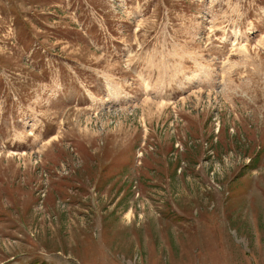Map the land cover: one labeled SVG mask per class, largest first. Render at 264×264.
I'll list each match as a JSON object with an SVG mask.
<instances>
[{"label":"rangeland","instance_id":"374dc122","mask_svg":"<svg viewBox=\"0 0 264 264\" xmlns=\"http://www.w3.org/2000/svg\"><path fill=\"white\" fill-rule=\"evenodd\" d=\"M0 175V264H264V0H0Z\"/></svg>","mask_w":264,"mask_h":264},{"label":"trees","instance_id":"16d2710c","mask_svg":"<svg viewBox=\"0 0 264 264\" xmlns=\"http://www.w3.org/2000/svg\"><path fill=\"white\" fill-rule=\"evenodd\" d=\"M261 141V140H260ZM102 151H103V149H102ZM111 152H112V150H111ZM111 152H109L108 154L107 153H104V151H103V153L101 152V153H99L98 154V156H96V158H94V157H92V159L96 162L97 161V163L101 160V159H105V157L106 158H108V157H110V162H113L114 160H116V161H119L121 164L123 163V159H124V157H122V152H120V150L119 151H117L116 153H111ZM168 160V159H167ZM106 161V160H105ZM101 162L100 164L102 165L101 167H98V164H97V166H96V169H95V172H94V174H95V176L97 177V179L100 177V178H102V174H103V172H105L106 170H107V166H108V164L110 163L109 161H106V162ZM120 163H118V164H120ZM107 165V166H106ZM98 167V168H97ZM168 167V166H167ZM172 167V166H171ZM1 175H0V179H1ZM99 178V179H100ZM12 189V188H11ZM32 197H34L33 196V194H32ZM35 199V198H34ZM34 201V200H33ZM28 211H26V213H27Z\"/></svg>","mask_w":264,"mask_h":264}]
</instances>
